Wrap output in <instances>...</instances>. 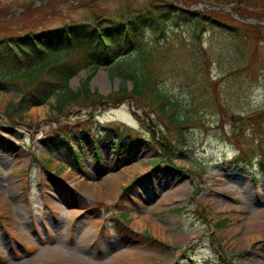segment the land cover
Listing matches in <instances>:
<instances>
[{"label": "rangeland", "instance_id": "rangeland-1", "mask_svg": "<svg viewBox=\"0 0 264 264\" xmlns=\"http://www.w3.org/2000/svg\"><path fill=\"white\" fill-rule=\"evenodd\" d=\"M146 1L0 0V39L116 17ZM186 1L172 3L205 11L198 0ZM261 7L264 0H248L241 14L255 16ZM182 23L166 27L174 47L157 66L159 84L198 115L184 139L129 99L111 103L119 80L110 66L90 78L87 89L97 98L81 96L61 113L53 96L16 114L9 106L20 94L0 87V264H49V256L52 264H109L128 249L136 264H229L223 256L264 264V230L249 231L248 222L264 211V149L250 153L251 163H236L231 138L236 130L256 150L244 120L264 110V29L206 20L191 39L192 21ZM148 27L144 44L154 37ZM89 73L81 70L69 86L78 90ZM109 174L120 175L111 197L84 187Z\"/></svg>", "mask_w": 264, "mask_h": 264}, {"label": "trees", "instance_id": "trees-1", "mask_svg": "<svg viewBox=\"0 0 264 264\" xmlns=\"http://www.w3.org/2000/svg\"><path fill=\"white\" fill-rule=\"evenodd\" d=\"M172 1L148 0L138 7L128 5L121 9L116 17L95 16L87 22L49 29L37 34L30 32L23 36L1 38L0 87L12 88L20 94L19 102L12 103L9 111L23 113L30 107L44 104L50 97L56 96L53 109L61 113L65 107L76 103L81 96L83 100L97 98L96 91L94 93L87 89L90 78L98 66H110V74L119 80L117 89H113L108 97L111 103L116 104L129 99L146 117L154 116L161 126L174 131L179 139H184L185 131L190 124L198 121V115L195 117L190 104L182 103L181 99L170 95L159 84L158 78L163 69H160L157 63L159 65L160 58L168 54L170 46L174 47L167 39L166 27L172 21L179 25L178 22L185 23L191 20L193 23L191 39H194L198 36L200 24L204 25L206 20L225 26L223 22L227 23L232 17L222 10L194 12L183 10ZM199 1L207 0L197 2ZM234 2L213 0L209 3L236 4L234 10L242 16L241 4H247L248 0ZM184 3L189 4L186 0ZM262 9L261 7L262 12H255L256 15L253 17H263ZM149 24L154 31V37L146 40L147 43L144 44ZM241 25L252 27L256 34L264 28L260 24ZM157 31L164 36H156ZM88 68L92 70L81 87L73 90L68 85L69 79L80 70ZM91 94L94 96H90ZM244 122L249 127L252 126L256 150L247 149V144L242 142L236 130L231 132V138L240 151V157L249 161L250 153L260 151L262 154L264 149L262 139L264 110L249 115ZM160 147L162 151L163 145ZM163 154L169 160L173 157V154L165 150ZM213 225L218 227L219 223ZM215 244L219 254L224 255L221 242L215 240ZM222 259L233 264L224 256Z\"/></svg>", "mask_w": 264, "mask_h": 264}, {"label": "bare ground", "instance_id": "bare-ground-1", "mask_svg": "<svg viewBox=\"0 0 264 264\" xmlns=\"http://www.w3.org/2000/svg\"><path fill=\"white\" fill-rule=\"evenodd\" d=\"M127 170H123V173H126ZM70 173H64L61 176V183H63V180L69 176ZM119 175V174H118ZM115 175V174H109L103 178L100 179V181H95L91 183H86V189H88L91 194H94L98 197H103V198H109L112 195H114L117 192V186L119 185V180H120V175ZM77 186H80L77 184ZM83 187V188H84ZM135 223H138L137 219L134 221ZM249 222V231L253 230H259V233L264 230V211H259L258 214H255L254 216H251L250 219L248 220ZM134 251L131 249H128L126 251H123L113 257L111 262L109 264H136L137 259L133 255ZM49 259V264H52V256L48 257ZM56 261V260H55ZM59 261V260H57ZM51 262V263H50ZM139 264V262H138Z\"/></svg>", "mask_w": 264, "mask_h": 264}]
</instances>
